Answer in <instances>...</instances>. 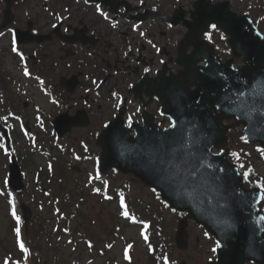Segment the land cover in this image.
I'll return each instance as SVG.
<instances>
[{
    "label": "rangeland",
    "instance_id": "1",
    "mask_svg": "<svg viewBox=\"0 0 264 264\" xmlns=\"http://www.w3.org/2000/svg\"><path fill=\"white\" fill-rule=\"evenodd\" d=\"M30 1V0H29ZM55 2H57L58 0H52ZM250 4H251V8L250 9V13L252 15H254L255 18H259L260 19V23L259 26L261 27L263 33H264V0H249ZM236 2H240V0H236ZM243 2V6L242 8L244 10H246L247 6H249L248 4V0H241V4ZM24 3L20 4V7L22 8ZM237 129L235 128L234 131H236ZM74 132H78V130H75ZM238 139H236V136L234 133H232V136L230 138V145L231 143H235L237 142ZM66 144L68 145V147L72 146L73 140H67V141H62L59 142L60 144ZM91 146L92 148H95L96 145H94L93 142H91ZM22 145H26V144H22ZM229 145V143H228ZM55 151V157L58 158L61 163L62 162H67L68 168H70L71 166L73 167L74 165L78 166L79 169H81L79 171L82 172L80 175H78V178L74 179L76 180V183L80 184L82 186V188H85V184L87 185H95L96 187L99 186V181H97L96 183H91L89 181L86 182V176L87 173H85V170L88 171H92V163L91 162H78L77 161V157H75V152L73 153V155H71V153L68 150H62L60 151V155H59V151L57 149H53ZM1 158V156H0ZM37 159V158H36ZM1 160L3 162L4 158H1ZM59 161V163H60ZM40 162V161H39ZM38 164V159L37 162ZM255 165H256V169L257 171L260 173V175L264 174V157L261 159H257L255 160ZM83 170V171H82ZM26 171L28 172V178H31L34 173H35V165H29V167H27ZM107 174V173H106ZM64 176V175H63ZM76 176V175H74ZM116 176V175H114ZM118 176V175H117ZM116 179L113 178V176L109 173L108 176H105L103 178H101L100 182H111L112 180L117 182L118 185H120L122 179L117 178ZM74 177L71 178L70 177H63L62 181L63 183L57 184L56 186H53V192H55V194H59L58 189L59 190H63L66 186H70L73 187L75 186V184H71L72 183V179ZM0 179H1V175H0ZM124 179L129 180L128 177H126V175L124 176ZM98 180V178H97ZM3 183V182H2ZM58 188V189H57ZM130 189H131V194L132 195H139L141 196V198H144V203H148L150 202V200H153L150 193L147 191V189L143 188L141 190L140 188V184L138 181H136L135 179L131 178V184H130ZM0 190H2V185L0 186ZM8 195V200H10V203H13V201H15L16 203L19 204V201L24 202L26 205L30 206L31 211H34L35 208H37V204H31V198H30V194H31V186L28 187L27 191H26V195H23L19 198L16 199L15 195L13 196V194H11L8 190H7ZM4 195V191L1 192L0 191V264H5V261H8V264H24V260L26 259L24 257L23 252L21 251L19 244L16 243V239H15V234L14 231L17 227V224H15V218L12 215V206L8 204V206H6V198L3 196ZM42 200H44L43 204L46 205L48 202V198L47 197H41L39 198ZM7 201V200H6ZM52 203H50V206L48 207L49 209V215H52V211L51 209L53 208ZM115 202H111V203H105V202H96V201H87V204L84 206L83 208V212L88 213V220L83 222V225L85 227L89 226V229L87 230L89 232L90 235L95 236L96 239V233L93 232V227L90 225L94 222L98 223L99 221V226L95 225L96 227H100L102 228V226H107V228L109 229L113 222L116 220V214H117V210H116V206H115ZM11 217V219H10ZM165 218H166V223L168 224L169 230L172 232L174 231L177 225V220L178 217L171 214L170 212L166 211L165 214ZM101 220H104L103 223L101 224ZM92 222V223H91ZM51 225V224H50ZM115 226V225H114ZM113 226V228H114ZM190 231V237L187 241V246L184 249H180L179 252H177L179 260L180 259H185L188 264H199L204 262L205 256L201 257V250L202 247H207L208 245H212V242H210V240L208 241L207 238L202 235V231H200L199 229H197L194 225L189 224L188 228ZM52 230V229H51ZM100 231V230H99ZM97 231V232H99ZM127 231V230H126ZM61 232V231H60ZM130 237H136L138 238L136 231H135V236H131L130 231L126 232ZM57 233L54 235V238L52 237L48 243L46 240L43 242V245L41 246L42 249V258H41V262L40 264H74V262H72V260H74L75 257H78L79 255V250L77 248V250L70 248L71 244H62L61 242H59L57 244V240L60 239L59 237H57ZM62 238H68L69 236H61ZM112 237V236H111ZM110 237V238H111ZM77 238V237H75ZM128 240V238H127ZM64 241V240H63ZM198 241V242H196ZM139 242V240H138ZM116 245V244H115ZM117 247L113 250V252L111 253V257H115L120 264H127L121 261V257H120V250L121 247L119 246V243L116 245ZM78 247L80 248V246L78 245ZM58 254V256L54 259V255ZM89 255V254H88ZM81 259H83L81 262H83V264H86L87 259L89 258H85L87 257V255L85 256H79ZM147 255H146V241H142L139 242V245L137 248H135L134 252H133V257L130 260V262H128V264H148L147 263ZM94 258V257H91ZM103 260V258H100L98 260H96V262H91L89 264H100L98 263L99 261L101 262ZM81 264V263H80Z\"/></svg>",
    "mask_w": 264,
    "mask_h": 264
},
{
    "label": "flooded vegetation",
    "instance_id": "2",
    "mask_svg": "<svg viewBox=\"0 0 264 264\" xmlns=\"http://www.w3.org/2000/svg\"><path fill=\"white\" fill-rule=\"evenodd\" d=\"M77 22H78V24L79 23L82 24V26L79 27V28H82L83 25H85L86 32H87V26H86L84 20L83 19H79V21H77ZM65 29H67V27H65ZM73 30H72V32H73ZM79 31H78V33H79ZM91 31H94L95 33L103 36V32L101 33L100 29L94 28ZM109 34H111V32H109ZM148 35L150 36V35H152V33L149 32ZM107 38H109V36L106 37V39H105L106 41H108ZM97 41H99V39H96V40H93V39L90 40L89 39L88 43L89 44L97 43ZM80 46H82V45H76V44L72 45L70 52H75L76 50H78V48H80ZM17 47H18V50H17V52L15 54H17L18 52L23 50L22 46L17 45ZM86 47H90V46H86ZM116 49L117 48H115V50ZM37 51L38 50L35 49V51H33L32 53L28 54V57L37 60L35 58L36 57L35 52H37ZM50 55H51V46H50V49H48V51H47L45 56L50 57ZM21 56L17 55L16 59H18V61H19V59H22V61H24V58H22ZM137 59H140V58L134 57L133 58V62L129 63V62H127V57H125V59H122L119 54H117V56L115 55L114 57H111V59H107L105 61L103 59V61L100 62V64L98 63V65H97L98 68L94 70L93 75H92L93 82H95V84L99 83L97 85V88H95V89L99 90V92L100 91L102 92V90H104L103 89L104 88V83H105L104 80H106L108 77H111V75H113L115 77L114 81H116V84H118L122 88V90H124V89L130 90L131 84L135 83L138 80V78L133 75V72L137 71L135 69V67L137 66L136 65ZM143 61H145V64H148V62H147L145 57L143 58ZM1 63H2V65H1ZM19 66L20 65L17 63V67H19ZM51 68H52V64H51ZM52 72H53V68H52ZM71 73H74V71L73 72L71 71ZM82 81H84V80H82ZM85 81H87V79ZM13 84H14V82L10 81L8 72H7L6 68H5V60L2 58V60L0 61V89H1L2 92H6L7 90H11V85H13ZM23 89H24L23 82L22 81L18 82V92L20 93V95L22 93H24ZM14 94H16V93H14ZM85 99L87 101L88 100L94 101L92 98L89 97L88 93L85 95ZM10 100H11V98L8 101H10ZM8 101H6V104L8 103ZM98 107H100V106L98 105Z\"/></svg>",
    "mask_w": 264,
    "mask_h": 264
},
{
    "label": "snow or ice",
    "instance_id": "3",
    "mask_svg": "<svg viewBox=\"0 0 264 264\" xmlns=\"http://www.w3.org/2000/svg\"><path fill=\"white\" fill-rule=\"evenodd\" d=\"M85 2L87 3V0H85ZM97 9L99 10V6H97ZM101 15H104V14L101 13ZM105 18H107V17H105ZM54 27H55V25H54ZM211 28L212 29H216L217 28V25L216 24H212L211 25ZM205 36L207 37L208 34L205 33ZM13 51H16V49L13 48ZM25 75H28L27 69H25ZM3 119L4 120H7V117H3ZM16 119L19 120L20 118L19 117H16ZM3 147H4V145L3 144H0V148H3ZM259 151L261 152V155L264 156V149H260ZM5 152H7V149H5ZM233 155H236V154L233 153ZM49 167L51 168V165H49ZM95 191L96 192H100V189H96ZM105 198L106 199H109V200L112 199V197H110V196H106ZM260 199L264 200V196H261ZM119 203H120V208H121L120 215L123 216L126 219L135 221V217L131 216L130 213H129V211H128V207H127V205L125 203L123 194L120 195V202ZM12 215L17 220V223H19V217L16 216V212H15V209L14 208H13V211H12ZM262 219H264V218H262ZM147 227H148V225L145 224L144 225V228L146 229ZM15 233H16V237H17V243L19 244V247H20L21 251L24 252V253H27L28 249L25 247V244L20 239V235H21L20 228L17 227L15 229ZM141 235L143 236V238L145 239V241L148 240L147 235H145L143 231L141 232ZM89 247L90 248L92 247L91 243H89ZM107 247L111 248L112 245L109 244V245H107ZM131 247H132V245H128V248H131ZM216 247H220L219 242H217ZM149 248L151 249V246L150 245H149ZM212 251L215 252L216 251V248H213ZM125 258H128L127 249L125 250ZM165 260H167V258H165ZM5 264H8V261H5Z\"/></svg>",
    "mask_w": 264,
    "mask_h": 264
},
{
    "label": "water",
    "instance_id": "4",
    "mask_svg": "<svg viewBox=\"0 0 264 264\" xmlns=\"http://www.w3.org/2000/svg\"><path fill=\"white\" fill-rule=\"evenodd\" d=\"M261 42V41H260ZM253 60L255 62V64H253V66L255 67H258V66H261V65H264V53L262 52L261 49H257L253 55ZM264 224V223H263ZM243 236H242V240L243 241H247V239L249 238V235L247 233V231L245 232L244 230H242L240 232ZM235 248H240V244L235 242V245H234ZM241 249L238 250V252H240ZM241 253V252H240Z\"/></svg>",
    "mask_w": 264,
    "mask_h": 264
}]
</instances>
